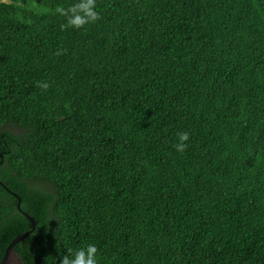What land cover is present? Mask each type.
Instances as JSON below:
<instances>
[{
	"label": "trees",
	"instance_id": "obj_1",
	"mask_svg": "<svg viewBox=\"0 0 264 264\" xmlns=\"http://www.w3.org/2000/svg\"><path fill=\"white\" fill-rule=\"evenodd\" d=\"M77 2L0 0V259L264 264V0Z\"/></svg>",
	"mask_w": 264,
	"mask_h": 264
},
{
	"label": "clouds",
	"instance_id": "obj_2",
	"mask_svg": "<svg viewBox=\"0 0 264 264\" xmlns=\"http://www.w3.org/2000/svg\"><path fill=\"white\" fill-rule=\"evenodd\" d=\"M58 12L67 17V24L65 27H73L80 29L83 26L94 23L99 19V14L96 11L95 0H78L76 4L68 8H58ZM41 87L47 89L48 84L42 83ZM189 140V134L182 132L179 134V142L174 145L178 152H183ZM98 249L94 244H88L85 247L78 249H69L68 255H65L61 264H97Z\"/></svg>",
	"mask_w": 264,
	"mask_h": 264
},
{
	"label": "water",
	"instance_id": "obj_3",
	"mask_svg": "<svg viewBox=\"0 0 264 264\" xmlns=\"http://www.w3.org/2000/svg\"><path fill=\"white\" fill-rule=\"evenodd\" d=\"M13 195L15 197H17V199H18L17 206H16L17 209L19 211H21L27 217V219L31 222L32 227H31V229L27 230L26 232H23V233L15 236L9 242V244L6 246V248L4 250L3 256L0 259V264H22L20 259L15 254L13 247L15 244H17L18 242H20L21 240L26 238L34 230L35 225H36L35 219L32 216H30L27 212H24L23 210H21V208H20L21 199L19 198V196L15 193H13Z\"/></svg>",
	"mask_w": 264,
	"mask_h": 264
}]
</instances>
